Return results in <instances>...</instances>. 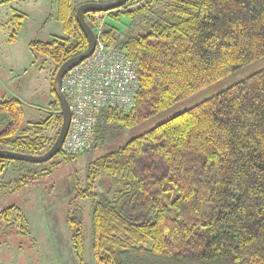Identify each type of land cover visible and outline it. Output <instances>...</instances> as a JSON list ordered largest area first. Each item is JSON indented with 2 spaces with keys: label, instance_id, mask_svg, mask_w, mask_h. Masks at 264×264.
<instances>
[{
  "label": "trees",
  "instance_id": "16d2710c",
  "mask_svg": "<svg viewBox=\"0 0 264 264\" xmlns=\"http://www.w3.org/2000/svg\"><path fill=\"white\" fill-rule=\"evenodd\" d=\"M49 2L64 37L28 46L54 64L52 112L24 125L21 100L0 97L3 149L32 155L48 150L62 120L54 73L87 46L75 20L81 2ZM121 16L138 31L118 40V28L106 18ZM23 17L13 14L8 42L16 40ZM99 38L136 62L139 87L129 112L99 111L90 149L111 146L124 132L263 57L264 0H127L105 13ZM51 126L53 138L46 134ZM55 156L46 161L50 170L76 158L61 151ZM10 161L0 159V186ZM23 170L14 190L44 174ZM85 179L73 197L92 198L96 264H264V67L90 159ZM0 215L24 232L18 206H5ZM81 219L75 207L66 216L84 264Z\"/></svg>",
  "mask_w": 264,
  "mask_h": 264
},
{
  "label": "rangeland",
  "instance_id": "374dc122",
  "mask_svg": "<svg viewBox=\"0 0 264 264\" xmlns=\"http://www.w3.org/2000/svg\"><path fill=\"white\" fill-rule=\"evenodd\" d=\"M84 1L111 0H77V3ZM53 12L54 6L49 0H11L0 4V97L21 100L25 111L24 125L40 121L52 112L48 103L52 99L50 83L54 64L49 58L32 51L28 43L34 39L50 41L64 37L61 24L50 17ZM14 13H23L24 17L16 40L10 43L7 38L14 28L11 22ZM106 20L118 28V40L138 31L133 26L129 27L123 16L119 21L108 17ZM263 67L264 56L179 101L149 122L124 132L111 146L84 151L57 169L50 170L46 162L11 160L1 174L0 211L8 205L18 206L25 218L22 222L24 232L21 233L16 222L8 224L9 221L0 215V264H80L71 241L73 230L66 223L67 213L74 207L82 212L84 264H96L90 248L92 198L77 201L73 197L77 182L83 188L86 185L89 160ZM55 132L53 126L46 130L47 136L52 138ZM26 168L43 169L44 174L14 190V182L26 174L27 171L23 170Z\"/></svg>",
  "mask_w": 264,
  "mask_h": 264
},
{
  "label": "built area",
  "instance_id": "2783aa9c",
  "mask_svg": "<svg viewBox=\"0 0 264 264\" xmlns=\"http://www.w3.org/2000/svg\"><path fill=\"white\" fill-rule=\"evenodd\" d=\"M104 15L103 12L86 15L96 36L95 47L61 79V90L70 111L68 130L60 149L66 156H76L91 148L101 109L126 113L136 106L138 66L125 50L100 40Z\"/></svg>",
  "mask_w": 264,
  "mask_h": 264
},
{
  "label": "water",
  "instance_id": "95a60500",
  "mask_svg": "<svg viewBox=\"0 0 264 264\" xmlns=\"http://www.w3.org/2000/svg\"><path fill=\"white\" fill-rule=\"evenodd\" d=\"M127 0H111L107 2H99V1H86L80 3L76 10H75V20L79 25L83 35L86 38L87 46L86 48L66 59L62 62L56 69L53 79H52V87L54 93L59 101L60 105V113H61V125L55 140L53 141L52 145L42 154L32 155L23 152L13 151L9 149L0 148V159H11V160H18V161H26L31 163H42L46 162L47 160L51 159L55 156L58 152H60L61 145L63 140L66 136L69 121H70V111L68 107V103L66 97L61 90V79L64 74L69 71L72 67L77 65L80 61L88 57L96 44V36L90 27V25L85 20V15L88 13L93 12H107L117 8H120L126 3Z\"/></svg>",
  "mask_w": 264,
  "mask_h": 264
}]
</instances>
